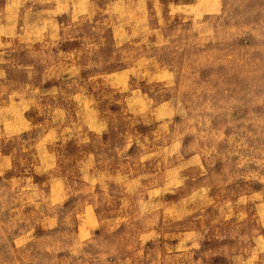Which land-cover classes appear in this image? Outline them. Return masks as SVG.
Instances as JSON below:
<instances>
[{"label":"rangeland","instance_id":"374dc122","mask_svg":"<svg viewBox=\"0 0 264 264\" xmlns=\"http://www.w3.org/2000/svg\"><path fill=\"white\" fill-rule=\"evenodd\" d=\"M159 2L157 16L154 0H145L148 32L139 31L133 15L140 0H112L124 7L67 33L69 14H57L62 42L55 46L12 40V47L0 49V108L23 100V118L31 121L37 107H67L64 93L86 89L81 100L88 118L99 124L105 121L93 112L117 113L99 139L86 125L89 144L71 139L59 149L71 161L65 173L74 162L87 170L69 176L77 185L72 195L57 183L59 175L33 171L29 185L23 174L32 158L20 143L36 142L34 132L0 139V264H246L258 248L264 237L258 224L264 206V0ZM6 7L0 0V10ZM23 14L22 8L17 30ZM9 24L5 13L0 29ZM126 72L130 92L122 94L117 89L125 86ZM33 99L36 104L29 103ZM120 99L136 109L135 120L120 115L114 102ZM91 100L98 101L95 108ZM17 119L7 114L9 122ZM126 141L131 147L113 160ZM141 157L147 159L137 164ZM85 174L90 180L81 178ZM177 180L183 181L179 188ZM40 192L49 201L67 198L49 208L39 205Z\"/></svg>","mask_w":264,"mask_h":264},{"label":"clouds","instance_id":"9594fccd","mask_svg":"<svg viewBox=\"0 0 264 264\" xmlns=\"http://www.w3.org/2000/svg\"><path fill=\"white\" fill-rule=\"evenodd\" d=\"M36 4L41 5H50L46 7L44 11H34ZM54 5V6H53ZM154 5L156 9V15L159 16V0H154ZM124 7L121 3L113 4L112 0H7L6 9L0 10V20L3 19L5 13L8 14V19L10 24L8 27L0 29V36L8 37L9 42L4 43L0 40V49H7L12 47V40H19L21 43L27 44L31 47L32 44L36 42H41L42 46L48 48L49 46H55L56 44L62 42V38L59 36L60 25L55 23V17L57 14L68 13L69 14V24L65 29L67 33L69 30L79 28L81 24L88 23L91 25L93 17H99L100 20L104 18L105 13H108L109 17H111L114 9H119ZM24 9V14L20 16V19L23 23L20 25L19 30H17V15L21 9ZM137 17V28L141 32H148L147 26V12L145 9V0H140V3L136 6V12L133 13ZM100 20H97L96 23L99 25ZM107 20H104V23H107ZM163 24V21H161ZM137 31H133L132 35L136 36ZM50 35V39L47 37ZM75 36L67 37L68 40L75 39ZM94 47V45H89ZM3 52H0V57L3 56ZM70 58V57H69ZM0 63H3V60H0ZM91 67V65H88ZM68 71L72 75H78V72L75 69H68ZM131 74H135L134 72ZM129 73L123 74V83L124 87L117 89V91L122 94H126L130 92V88L127 85V77ZM4 73L0 71V77H3ZM96 79V78H94ZM111 78L106 77L105 80H110ZM71 87V86H70ZM76 91V89H73ZM86 89H81L77 92L76 95H71L68 93H64L66 96L65 103L67 107L64 105L57 104L53 107H37L36 117H40L43 120V123L37 122L36 117H33L31 121L23 118V111H27V106L23 104V100L20 106H17L14 102L12 104H8L7 101H4V104L7 107L0 108V123L3 124V127H0V139H4L5 142L9 139H13L14 137H19V134L22 132L35 133L36 134V142L29 143L28 141H23L20 143V151L24 153H28L31 155V164L25 168V175L28 177V183L31 185L30 177L32 172L39 176H42L43 173H48L49 177L59 175L62 179L57 181V183L64 184V191L68 195L73 194V189L77 187L76 181L70 182L69 176L76 177L77 169L82 172H86L87 170L81 167V162L72 163V167L68 169L65 173L64 168L71 162L69 159H66L62 152L59 151L64 145L68 143L69 140L75 139L78 141L79 146L83 147L84 145L89 144L91 141L88 140L87 132L85 131V126L87 125V130L95 134V137L99 139V137L109 131V125L115 121L117 116L116 114H112L110 112L106 113H97L93 112L92 116L95 117L97 115H101L105 122L96 123L95 119L88 118L85 113V107L82 103L81 97L84 95ZM13 97L19 95V93H13ZM52 95H55L53 93ZM114 95V94H113ZM4 96V91H0V97ZM109 103H112L113 100L109 99ZM119 104L123 109V112L120 115L123 118H127L129 120L136 119V109L129 106L124 107L123 99L114 101ZM30 104H36V100L33 99L29 102ZM98 104V101L91 100L90 105L92 108H95ZM91 110V109H89ZM143 111V109H141ZM8 113H15L18 117L17 120L9 122L7 120ZM75 113V115L73 114ZM132 113L133 115H128ZM83 138V139H82ZM159 138V137H157ZM147 143H151V141H147ZM48 144L49 151L46 152L44 150L45 144ZM132 141H126L121 147L114 150L115 156L112 157L115 160L117 157H122L131 147ZM27 145V147L25 146ZM179 148V144H175L171 148V152H176ZM33 149H36L34 152ZM49 152L51 154H49ZM13 153H16V149H13ZM14 156L3 157L6 161H10L14 159ZM0 157H2V153H0ZM147 157H141L137 164L143 162ZM103 163V161H102ZM21 164L24 165L25 161L21 160ZM9 166L6 164V167ZM92 165L90 164L89 167ZM3 177V172L0 171V178ZM83 180H90L89 176L85 174L81 177ZM183 184V181L177 180L176 187L179 188ZM46 189V185L42 186ZM81 191H85V189H80ZM86 191H91L89 187ZM164 191H168L165 189ZM158 193H153V195H157ZM23 199V196L19 197ZM66 196H61L59 200L49 199L46 197L45 192L39 193V205H47L49 208L53 205L62 203ZM184 203V202H182ZM15 211H20V209H15ZM34 216H37V213H33ZM39 216H43V211H39ZM19 216L13 217L14 220L19 219ZM40 219L36 220V223H40ZM54 223V221H53ZM47 225V221H45ZM261 230H264V206H262V211L260 214V220L258 221ZM189 239H192L190 236ZM197 245L193 244V247ZM258 253H264V237H261L258 242V248L256 251L252 252L251 259L246 262V264H264V257L258 256ZM19 264V262H17ZM196 264H203V261H197Z\"/></svg>","mask_w":264,"mask_h":264},{"label":"bare ground","instance_id":"6f19581e","mask_svg":"<svg viewBox=\"0 0 264 264\" xmlns=\"http://www.w3.org/2000/svg\"><path fill=\"white\" fill-rule=\"evenodd\" d=\"M25 46V45H24ZM26 47V46H25Z\"/></svg>","mask_w":264,"mask_h":264}]
</instances>
